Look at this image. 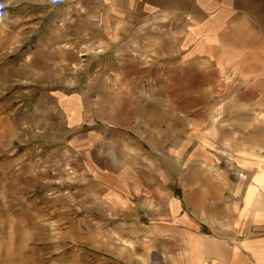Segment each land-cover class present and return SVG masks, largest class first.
Instances as JSON below:
<instances>
[{"label":"rangeland","instance_id":"374dc122","mask_svg":"<svg viewBox=\"0 0 264 264\" xmlns=\"http://www.w3.org/2000/svg\"><path fill=\"white\" fill-rule=\"evenodd\" d=\"M82 2L0 0V264H152L130 175L188 162L224 108L164 51L170 23L131 35Z\"/></svg>","mask_w":264,"mask_h":264},{"label":"crops","instance_id":"0c3cea01","mask_svg":"<svg viewBox=\"0 0 264 264\" xmlns=\"http://www.w3.org/2000/svg\"><path fill=\"white\" fill-rule=\"evenodd\" d=\"M82 5L131 35L170 23L164 51L177 55L181 69L193 68L194 79L200 71V85L225 82L224 95L212 94L224 102L210 111L218 125L201 128L210 138L200 137L194 157L167 159L155 174L130 175L126 204L135 214L131 226L141 231L131 243L152 247V264H264V0ZM189 80L183 100L202 101Z\"/></svg>","mask_w":264,"mask_h":264}]
</instances>
